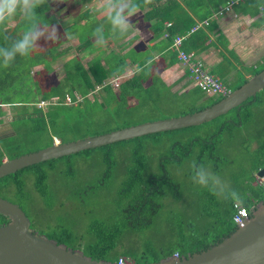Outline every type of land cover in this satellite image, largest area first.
Here are the masks:
<instances>
[{"label": "trees", "instance_id": "16d2710c", "mask_svg": "<svg viewBox=\"0 0 264 264\" xmlns=\"http://www.w3.org/2000/svg\"><path fill=\"white\" fill-rule=\"evenodd\" d=\"M91 1L93 0H77V3L83 5ZM114 1L118 3L124 0ZM128 1L136 5V9L147 10L146 16L157 22L153 28L157 31L156 35H165L176 56L177 51L172 48L173 40L177 37L176 33H181L184 29L189 30L196 23L189 18L186 25L183 23L180 25L177 20L182 18L187 10L195 12V7L203 3L202 0H185L183 2L187 9H183V6L175 0ZM197 1L199 2L196 5ZM37 2L40 4V7L36 9L40 22L56 25L55 19L45 16L43 0H37ZM72 7L75 8L76 4ZM91 16H93L91 11L87 10L81 19H88ZM20 20V27L24 28L22 34L18 33L19 26L9 33H2V23L7 20L0 22V48L10 47L12 41L21 38L31 27L22 16ZM75 21L78 22V20ZM88 24L94 25V21ZM95 29L93 32L90 30L89 35L83 30H75L82 35L81 49L97 51V47L92 48L93 43L89 42L91 34L96 33ZM54 43H57V40L55 42L45 40L44 43L38 41L37 47L27 55L18 54L7 65L0 58V91L9 90L11 85H13V91H17L18 88L14 86L20 85L21 92L29 90L32 97L33 95L35 98L41 97L40 102L56 104L47 108L46 111L37 107L39 100L36 98L33 102L34 111L21 112L19 121L33 118L47 119V122L44 120V123L37 124L35 133L50 138V145L54 138L59 139V137L50 134L49 129L57 132L60 120L69 118V115L64 116L63 112L57 113L56 116L54 112L58 110L73 111L78 125L80 123L83 126L84 123L80 121L85 122L92 115L88 104L98 103L99 108H105L108 111L109 120L116 122L120 120L123 123L121 128L133 125V122H128L127 118H124V114L134 110V105L129 106L126 100L135 98L138 100L135 107L139 106L142 92L150 94L156 81L144 87L143 85L147 83L144 74L135 75L124 81L119 86V92L115 93L112 81H107L116 74L124 73L126 56L119 57L113 51L107 53L108 50L105 49L92 58L87 70L76 59L69 62L62 68V75L56 80L49 74L51 71L49 64H52L55 59L52 55L55 48L54 46H52L54 49L50 48V45ZM182 46L181 50L184 51ZM134 56L132 61L141 67L144 62L142 59L137 62V55ZM36 66H41L42 69L34 73L35 76L32 77L31 69ZM14 76L18 79L13 78ZM7 81L11 83L9 86L6 85ZM245 82L246 80L242 81L238 86ZM201 92L206 95L204 91L201 90ZM262 94L264 90L256 97L248 99L240 107L200 126L146 135L28 166L0 179V197L19 205L33 228L35 224L37 225L36 218L42 215H48V219L52 217L46 228L42 226L37 232L72 249L85 246L84 254L92 259L117 263L119 258L123 257L136 264H156L161 259L175 254L186 257L188 254L205 251L236 230L237 225L233 222V215L237 206H242L250 212L257 203L264 201V188L253 184L256 181L254 175L264 169V140L259 142L256 148L251 149L252 139H256L258 134V125L264 122V115H259L258 118H261L259 120L255 114L256 107L260 108V113L264 107V97L263 100L258 98ZM158 96L159 94L156 95ZM110 97L112 100H108ZM67 98H70V103H67ZM222 98L223 96L211 95L201 109L219 102ZM98 99L102 101L99 102ZM201 109H194L191 112ZM252 123L251 130L244 132L243 128L246 124ZM178 133L186 134L187 138L184 140L179 138L165 146V138ZM60 142L64 143V141ZM240 142L245 147L246 154L249 155L252 177L250 175L248 179H245V170L234 171L231 173L232 186L223 194L197 187L195 180L190 183L191 185L188 183L183 185L176 179L173 171L182 166L187 169L183 176L186 180H191L194 176L198 177V173L208 167L217 174L221 164L233 163L230 158L223 155L224 147H233L232 143ZM248 147L253 151L249 152ZM152 151H156L157 154H152ZM15 157L18 156L13 155L9 159ZM240 172L244 174L241 175ZM61 182L65 185L62 190L74 192V200L79 206L87 204L89 197L97 192H110L111 187L115 186L116 206L108 217L100 220L95 217V220L91 219L86 225H80L78 217L73 216L69 211L58 212L57 210L58 204L64 206V202L60 203V191L55 189V186ZM185 187L194 199L193 204L187 207L192 209L194 215L187 216L185 212L177 216L171 213L166 238L151 241L150 234L163 207V200L168 197L176 202L179 201L185 197ZM233 193L239 197V201ZM7 222L8 219L0 215V224ZM145 231H148L147 237L144 236Z\"/></svg>", "mask_w": 264, "mask_h": 264}, {"label": "crops", "instance_id": "0c3cea01", "mask_svg": "<svg viewBox=\"0 0 264 264\" xmlns=\"http://www.w3.org/2000/svg\"><path fill=\"white\" fill-rule=\"evenodd\" d=\"M176 1L180 6L182 5L179 0ZM224 1H226L225 4L229 2L227 0H202L204 4L203 6H196L195 12L192 10H187V12L184 13L185 15H183L182 18H179L177 22L180 25L182 23L183 25H186V23L189 22V18L196 22L195 25L203 22L204 20L208 22L207 26H204L197 32L189 35L184 41L182 48L184 51L194 54L198 61L203 63L207 73L213 76L228 93L233 91V89L235 90V87L238 86L242 81H247L253 75L264 69V0H245L237 2L227 10H225V8L228 7V5H224ZM233 1L235 0H231V2ZM111 3L117 2L111 0L108 4L99 6L97 8V17L92 13L93 16L88 19L82 18V20L79 22L80 18L72 14V18L68 22L59 23V21L55 19L52 14L54 8L56 7V2L53 3L47 0V3L44 4V14L45 16L52 17V20L55 19L56 26L59 28L57 31L59 37L57 39V43L50 45V48H52V46L55 48L54 53H52V55L55 56V59L52 64H49V67L51 68L49 74L53 75V72L56 70L55 66L58 65V63L60 64L62 62L60 76L62 75V68L69 64V62L76 59L80 63L78 58L65 61H63V58L66 56L65 53H68L67 50L70 47L68 45L69 40L74 38L77 39V48L81 49L82 43H80V37L82 35L77 33L75 30H83L86 32L85 28L87 27V21L90 20V22L94 21V27L90 30L95 29L96 26H103L104 43L102 44V42H100L97 37V43L101 44L97 47V55H99L103 49L107 48L104 47L105 42L107 40H111L113 42L112 46H115H111L107 53L113 50V52H115V54L119 57L123 55L126 56V67L124 69V73L126 71L130 72V78L134 77L135 75L144 74L147 82L156 81L154 82L156 85L160 84L172 94L177 93L180 96H189L192 93H196L195 91L199 88H197V86L191 80L189 69L183 65L178 59V56L174 54L173 49H171V44L164 37L165 35H156L157 31H155L153 28L157 22L154 21V19L146 16L147 10L135 9V13H143L141 20L136 17H132V23L134 27L138 25L136 30L132 28L124 35H118L112 32L111 24L107 20V6ZM118 3L127 4L130 3V1L124 0ZM182 6L183 9H187V7L184 5ZM20 19L21 15L19 14L15 17L7 19L6 22L2 23V33H9L12 30H16L18 26L20 27ZM75 20H78V22ZM10 23L12 25L8 26ZM51 26H54V23ZM23 29L24 28L20 27L18 33L22 34L24 31ZM189 30L184 29L181 31V33H176V36L186 35ZM105 32L106 34H104ZM92 36L97 35L96 33H92L91 37ZM46 41L51 42L48 39H46ZM120 41H122V46ZM81 50L83 52L88 51L92 53L90 50ZM134 55H137V62H139L141 59L144 62L141 67H138L137 64L132 61V58L135 57ZM135 60L137 59L135 58ZM54 63L56 64L54 65ZM102 65L105 66L103 62ZM33 69L34 72H32ZM41 69V66L33 67L30 73L31 75H34V73ZM105 69H107V66H105ZM116 76L119 75L116 74L115 76L111 77V79ZM240 86H238V88ZM16 87L20 91V85L14 86V88ZM28 91H20L24 97H29L28 100H23L21 103L7 104L3 103L0 98L1 121L8 119L6 118L7 114L5 113V110L9 111L12 109V107L17 105L27 107L30 104V106H34V101H32V93L30 91L28 93ZM210 96H208V94H202L198 100L200 104L199 107L202 108ZM212 96L218 97L214 95ZM14 110L15 109H13V111ZM17 113L18 115L15 114L16 116L12 115L13 118L12 120L10 119L8 123L2 122V125L4 126L2 132H0V140L9 138L11 135H13V130L10 126V123L14 120H20L21 112ZM7 132H11V134L6 135ZM3 134L6 136L1 137ZM1 159L4 161L8 158L4 155L1 156Z\"/></svg>", "mask_w": 264, "mask_h": 264}, {"label": "rangeland", "instance_id": "374dc122", "mask_svg": "<svg viewBox=\"0 0 264 264\" xmlns=\"http://www.w3.org/2000/svg\"><path fill=\"white\" fill-rule=\"evenodd\" d=\"M49 1L53 2V0H49ZM58 1L59 2H56L55 4L56 7L54 8L53 13H52L53 17L57 19L59 23H66L72 18V14L80 18L79 19V22H80L82 20L81 17L83 16V14H85L87 10L91 11V13H93L97 17V8L99 6H104L108 4L111 0H93L90 3H84L83 5H81L80 3H77V0H58ZM179 1L182 3V5H186L184 4L183 0H179ZM227 1L229 2L225 4L226 1H224L223 4L229 5L231 0H227ZM198 2L199 1H197L196 5L198 4ZM74 4H76L75 8L72 7ZM203 5L204 4L202 3L200 7ZM142 14H143L142 12H136L134 15L130 16L129 18L130 22L132 23L133 21L132 17H136L139 20H141ZM89 22L90 20L87 21V23ZM11 25L12 24L10 23L8 26H11ZM87 26L88 27L85 28V31L87 35H89L90 29H92L94 25L88 24ZM137 26L134 27L133 25L134 30H136ZM54 27L56 28V31L59 30V28L56 25H54ZM45 40L46 38L44 39L41 38L39 42L44 43ZM89 42L91 44L93 43L92 48L93 46L98 47L99 45H101L97 43V36H92ZM103 43L104 42H102V44ZM77 44H78L77 39L74 38L72 40H69L68 45L70 47L67 50L68 53H65L66 56L63 58V61L71 60L73 58H78L80 60V63L84 67V69L87 70L90 61L92 60L94 56L97 55V51H94L92 53L88 51L83 52L81 49L77 48L78 47ZM112 44L113 42L111 40H107L104 44V47H107L105 50H108L112 46ZM120 44L122 46V41H120ZM114 46L115 45H113L112 47ZM55 64L56 63H54V65ZM61 65H62V62L60 64L58 63V65L55 66L56 70L55 72H53V77L56 80H58V78L60 77ZM32 72H34V69ZM34 76L35 75H32V77ZM130 77H131V73L126 71L125 73L119 76H116L113 79L111 78L108 79L107 82L112 80V86L114 88L113 90L115 91V93H118L120 90L119 86L124 81L129 80ZM13 78L18 79L17 76H14ZM10 84L11 83L7 81L6 85L9 86ZM149 85H150V82H147L143 86L148 87ZM9 88H10L9 90L5 89L3 91H0V98L3 101V103H7V104L8 103H21L23 102V100L29 99V97H26V96L24 97L23 95H21L19 90L13 91V85H11ZM195 92L196 93H192L189 96H180L177 93L176 94L170 93L167 89L163 88L160 84H157V85L155 84V86L151 88L150 94H145L144 92H142L141 99H139L140 100L139 106L135 107L138 101L135 98H130L126 100V103L129 106L134 105L133 106L134 110L127 112L126 115L124 114V118H127L128 122L130 121L133 122V125H137V124L156 121L160 119L178 117V116L183 115L184 113L190 114V112L194 109L196 110L201 109V107H199L200 104L198 102V100L200 99V97L198 96H201L200 95L201 92L199 89L196 90ZM157 94H159L158 97H156ZM208 96L210 95L208 94ZM263 97H264V94L259 95L258 98L262 99ZM36 98H38L39 100L37 101L38 106L37 105L36 106L41 107V109L43 110L47 111V108H51L56 105L55 103H49V102H44V101L40 102V100L42 99L39 96H37ZM36 98L33 95L32 101H34ZM108 100H112V98L110 97L108 98ZM98 101L101 102L102 99H98ZM88 105L90 106V110H91L90 113H92V115L90 116L91 118L85 120V122L80 121L84 123L83 126H81L80 123L78 125L76 115L71 110H65V111L58 110L57 112L56 111L54 112L56 116H57V113L60 114L61 112H63L64 113L63 115L65 116L66 114H68L69 118L67 117L65 120H60L59 127L56 129L57 132H54V130L49 129L48 132L50 134H55L56 136L59 137V139L54 138L53 143L54 142L60 143V141H64V142L76 141V140L83 139L89 136H95L100 133L102 134L108 131L110 132V130L114 131L117 129H121L123 123L120 122V120L118 122L109 120L108 118H110V116H108L109 113L108 111L105 110V108L103 109L99 108L98 103H89ZM13 109L15 110L13 111ZM248 109H250V107H248ZM23 111L33 112L34 111L33 106H30V104L27 107L22 106V105H17V106L12 107V109H10L9 111L5 110V113L7 114L6 118L8 119H4V121L0 120V132H2L3 126H4L2 125L3 124L2 122L8 123L10 119L12 120L13 118L12 115H15V114L18 115L17 112H23ZM255 114L257 118L259 115L263 116L264 107L262 108L261 113H260V108L256 107ZM44 120L45 122H47V119H43V118L41 119L33 118L29 120L27 119L24 121L22 120L12 121L10 123V126L13 130V135H11L9 138L0 140V157L4 155L7 156V158H10L13 155L21 156L23 154L31 153V152H34V151H37V150H40V149H43L49 146L51 143L50 138H47L46 135H37V133H35L37 124L44 123ZM259 120H256V121H259ZM23 122H25V124ZM74 123H76V125H74ZM75 126L76 128H74ZM252 126H253V123L250 125L246 124V127L243 128V131L249 132ZM258 128L259 129L257 132L258 134H257L256 139H252L253 141L251 144V149L256 148L257 144H259V142L264 140V122H260L258 125ZM9 134H11V132H7L6 135H9ZM6 135L3 134L1 135V137H4ZM185 135L186 134L178 133V134H175L174 136L165 138V146L166 144H170L172 141H175L179 138H181V140L186 139L187 137H185ZM182 136H184V138H182ZM241 142L239 144L232 143L231 145H234L233 147H224L223 149V155L226 156V158H230L234 164L233 163L223 164V165L221 164V168L217 174H215L209 167L203 170V172H205L208 175V186L199 185L197 183V178H198L197 176L196 178L194 176V178H192L191 180L190 179L186 180L183 177L185 172L187 171L186 167L184 166L178 169H175L173 171L175 173L176 179L183 185L185 183H188L189 185H191L190 183H192L193 180H195L197 187H201V188L203 187V188L208 189L211 192L216 193L215 181H216V178H221L225 184L224 191L229 190L232 186L231 173H234V171H244L245 170V176H246L245 179H248V177L251 175L250 160L248 158L249 155L246 154V149L241 144ZM242 148L245 151L242 150ZM251 149L250 147H248L247 150L251 152L253 151ZM154 153L157 154L156 151L155 152L152 151V154ZM168 168L170 169L169 166ZM240 174L243 175L244 173L240 172ZM254 177L264 178V176L262 177L258 176L257 173L254 175ZM63 184L61 182L55 186V189L56 190L58 189L60 191L59 192L61 196L60 203L64 202V206H60L58 204L57 210L58 212L69 211L73 216L78 217V219L80 220V223H79L80 225L82 224L86 225L91 219L95 220V217H97V220L108 217L109 213L116 206V203L114 201L116 197V187L115 186L111 187L110 192H106V191L97 192L93 196L89 197L87 204L79 206L77 201L74 200V197H75L74 192L69 191V190H62L65 188V185ZM253 184L255 185V182ZM184 189L186 193L185 197L181 198L179 201L176 202L173 199L168 198V197L163 200V207L158 214L156 224L153 226V231L150 234L151 241H156V240L166 238L167 230L169 229L168 220H169V217H171V213L176 214L177 216H181L185 212L186 214H188L187 216L194 215L192 213V209L187 208L188 205L193 204L194 199L192 196H190L188 189L186 187ZM37 203L39 205L38 198H37ZM50 219H52V217H50ZM50 219H48V215H42L36 218L37 225L35 224L34 228L33 227L31 228H33L35 231H37L38 229H41L42 226L46 228L47 223ZM144 236L146 237L148 236V231L144 232ZM80 249L82 251H85L86 253V250H83L85 249V246L83 248L81 247ZM126 262H127L126 264L132 263V260L126 259Z\"/></svg>", "mask_w": 264, "mask_h": 264}, {"label": "water", "instance_id": "95a60500", "mask_svg": "<svg viewBox=\"0 0 264 264\" xmlns=\"http://www.w3.org/2000/svg\"><path fill=\"white\" fill-rule=\"evenodd\" d=\"M264 90V69L249 78L239 88L203 110L174 118L145 122L89 136L76 141L53 143L43 149L5 159L0 163V179L28 166L58 159L121 141H129L146 135L196 127L211 122ZM264 176V169L258 171ZM0 215L8 222L0 224V264H117L92 259L81 249L40 234L19 205L0 197ZM128 264H136L134 261ZM156 264H264V201L250 209L243 226L205 251L192 255L177 254L161 259Z\"/></svg>", "mask_w": 264, "mask_h": 264}, {"label": "clouds", "instance_id": "9594fccd", "mask_svg": "<svg viewBox=\"0 0 264 264\" xmlns=\"http://www.w3.org/2000/svg\"><path fill=\"white\" fill-rule=\"evenodd\" d=\"M53 2H58V0H53ZM45 3H47V0H43V4ZM39 7L40 4L37 0H0V21L19 14L31 25L21 38L12 41L10 47L0 48V58H2L5 65L12 62L18 54L21 56L27 55L32 49L37 47V42L42 37L52 42H55L59 38L54 26H51L50 23L42 24L40 22L36 11ZM107 7V20L110 22L114 34L124 35L133 28L129 18L135 14L136 5L131 3H111ZM95 32L98 40L103 42V26H98ZM197 183L201 186H208V175L203 171L199 172ZM224 190V182L221 178H216V193L223 194ZM233 196L236 197V194L233 193ZM236 199L239 201V197H236ZM240 202L242 203V201Z\"/></svg>", "mask_w": 264, "mask_h": 264}, {"label": "built area", "instance_id": "2783aa9c", "mask_svg": "<svg viewBox=\"0 0 264 264\" xmlns=\"http://www.w3.org/2000/svg\"><path fill=\"white\" fill-rule=\"evenodd\" d=\"M245 0H235L233 2H230L228 7L225 8L227 10L232 5H234L237 2H241ZM224 11V10H221ZM170 25V24H168ZM208 22L204 20L201 23H198L194 25L189 32L184 36H177L173 40L172 48H174L177 51L178 59L181 61L183 65H185L190 72V77L193 83L197 86V88L204 91L206 94L214 95V96H225L227 94V91L223 86L207 71L205 70V67L203 63L199 62L198 59L194 56V54L191 53H185L181 50V46L184 42V40L191 34L197 32L202 27L207 26ZM70 98H67V103H70ZM255 184L261 186L264 188V178L256 177ZM249 217V212L247 209H245L242 206H237V210L233 215V222L237 226H243L245 223V220ZM126 259L123 257H120L117 264H126Z\"/></svg>", "mask_w": 264, "mask_h": 264}]
</instances>
